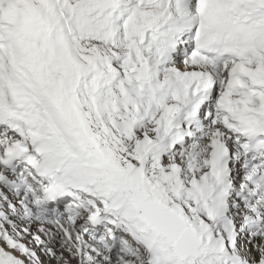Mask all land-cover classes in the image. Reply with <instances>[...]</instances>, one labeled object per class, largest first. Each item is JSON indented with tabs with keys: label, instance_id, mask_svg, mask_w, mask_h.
I'll return each instance as SVG.
<instances>
[{
	"label": "snow or ice",
	"instance_id": "1",
	"mask_svg": "<svg viewBox=\"0 0 264 264\" xmlns=\"http://www.w3.org/2000/svg\"><path fill=\"white\" fill-rule=\"evenodd\" d=\"M0 264H264V0H0Z\"/></svg>",
	"mask_w": 264,
	"mask_h": 264
}]
</instances>
